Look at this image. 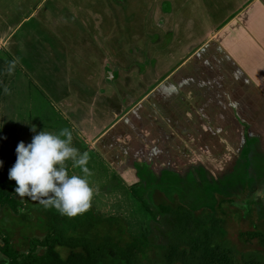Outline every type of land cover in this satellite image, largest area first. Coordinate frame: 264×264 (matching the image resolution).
<instances>
[{
    "label": "crops",
    "instance_id": "1",
    "mask_svg": "<svg viewBox=\"0 0 264 264\" xmlns=\"http://www.w3.org/2000/svg\"><path fill=\"white\" fill-rule=\"evenodd\" d=\"M42 1L32 11L27 10L29 15L21 21L0 23V53L6 61L10 54L12 69L4 76L18 83L22 80L30 94L36 87L50 94L51 104L63 109L64 118L84 138L85 147L100 151L110 162L121 184L130 187L150 180V176L180 177L197 170L212 176L210 160L196 163L193 158L199 151L210 155L209 142H228L236 133L240 146L234 153L233 168L248 142L253 157H264L255 154L264 141V0H221V8L204 0L201 11L205 13L206 32L191 34L175 68L169 65L172 56L168 55L107 57L100 51L98 57L85 55V45L93 49V40L82 33L81 37L65 36V17L59 21L50 18L43 34L20 33L24 20ZM221 11L226 13L224 18L214 25L208 23L207 17L212 19ZM69 12L73 13V8ZM77 23L84 30V25ZM57 27L65 30L55 36ZM112 35L116 37L106 33L102 40L107 43ZM141 50L136 45L133 52ZM26 58L28 63L23 64ZM123 62H138L144 67L138 72L123 70ZM132 72L139 78L136 83L132 82ZM23 89L16 91L23 94ZM30 126L29 136L33 134ZM253 126L257 129L251 133ZM229 127L236 132L229 133ZM228 148L225 143L216 154L226 157ZM131 153V158L123 159ZM140 165L148 167L147 175H139L136 167ZM72 172L77 174L75 169ZM229 173L231 170L224 175Z\"/></svg>",
    "mask_w": 264,
    "mask_h": 264
},
{
    "label": "rangeland",
    "instance_id": "2",
    "mask_svg": "<svg viewBox=\"0 0 264 264\" xmlns=\"http://www.w3.org/2000/svg\"><path fill=\"white\" fill-rule=\"evenodd\" d=\"M41 1L0 0V23L9 21L15 24L21 21L23 17L29 15L25 12L29 9L32 11ZM211 1L212 7L217 4L221 8L219 3L221 0ZM222 1L233 3L234 0ZM203 4L204 0H43L32 16L24 20L20 33L33 32L34 36L40 31L43 34V30L46 31L45 24L50 18L59 21L65 17L68 18L66 30L62 29L63 23L61 29L58 27L47 29L49 31L54 29L55 36L65 30L63 32L65 36L75 37L80 34L81 37L83 34V37L92 39L94 47L90 49L89 45H85V55L97 56L98 51L107 57H125L127 54L129 56L154 54L158 57L168 55L172 56L169 65L175 68L179 59L183 58V51L187 49L189 39L192 38L191 34L199 31L206 32L205 13L201 11ZM72 8L73 13H70ZM225 16L226 13L221 11V14L214 15L212 19L207 17V20H210L208 23L214 25ZM77 22L84 25V30L78 27ZM73 24L79 29L74 28ZM111 25L112 27L115 25L113 28L116 33L110 29ZM172 28L175 29L173 32L170 31ZM106 33H114L116 37L112 35L106 43L102 40ZM136 45L146 53H134ZM111 51L113 52L110 53ZM99 58H102V55L99 54ZM2 59L0 53V160L3 161V167L0 168V224L3 230L14 234L13 239L16 245L24 247L25 234L33 235L36 232L42 235V232L38 231L39 226L43 224L40 204L27 197H18L12 189L16 186L15 181L8 178L9 169L16 161L17 144L20 141L31 142L30 139L35 133L29 136L28 125H31V128L35 125L37 132L42 130L58 132L65 127L72 130L73 146L81 153L87 151L90 156L87 166L91 175L87 179L94 193L90 204L97 213L103 216L121 217L127 227L126 235L130 233L145 236L152 244V250H156L166 242L175 224L173 216L158 213V206L176 207L183 204L190 210L212 211L222 216L225 220V241L237 250L241 252L263 251L258 239L249 240L241 233L257 230L264 234V157L255 158V155L253 157V154H248L245 149L244 155L250 156L248 157L251 159V167L243 166L246 162L244 160V164H237L233 168L231 165L235 159L234 153L240 146L237 133L233 140L229 137L228 142H209L211 154L207 155V152L199 151L197 157L193 158L196 163L206 159L210 160L213 163L212 177H223L231 170L228 174L229 179L223 177L220 183L210 184L206 180L201 183L194 182L188 175H182L184 178L176 174L155 175L150 176L154 178L148 182L145 180V182L140 183L139 181L130 187L124 186L121 184V179L113 172L110 162L101 155V152L85 147L84 138L81 137V139L75 126L64 118L63 109L60 110L58 106L51 104L50 99L53 97L50 94L45 95L38 87L34 93L30 94L26 91L27 87L23 86L22 80L18 83L15 78L7 75L11 65L10 54L5 64L1 62ZM22 62L23 64L28 63V58L22 59ZM121 64L124 67L123 70L131 68L137 69V72L140 71V67H144V64L138 62ZM135 74L136 72L130 73L133 83L139 79L138 76L135 77ZM5 87L8 89L7 92L4 91ZM19 87L24 88V91L20 90V92L25 93L18 94L16 88ZM251 129L253 133L252 131L255 132L257 128L253 126ZM230 132L235 133L236 131L229 127ZM225 143L229 147V155L219 156L216 152ZM255 154L264 156V141L260 143V148ZM132 155V153L124 154L123 159H129ZM66 164L72 174L71 161ZM136 169L141 176L147 175L146 171L149 170L143 165L137 166ZM75 171L78 175L80 173L83 175L79 168ZM5 203H9L16 213L5 208ZM20 211H27L26 217H23ZM102 229L117 233L119 226L103 225ZM2 245L3 242L0 241V257H4L1 250ZM59 250L63 255L68 252L66 247L59 248ZM105 264L123 263L118 257L107 256Z\"/></svg>",
    "mask_w": 264,
    "mask_h": 264
},
{
    "label": "trees",
    "instance_id": "3",
    "mask_svg": "<svg viewBox=\"0 0 264 264\" xmlns=\"http://www.w3.org/2000/svg\"><path fill=\"white\" fill-rule=\"evenodd\" d=\"M5 61L1 62L5 64ZM250 146L246 148L248 154ZM4 207L16 213L9 203ZM39 207L43 224L38 231L42 235L25 234L24 247L16 245L14 234L3 230L0 224L4 254L0 264H105L107 256L118 257L123 264H264L263 232H242L249 240L258 239L263 251L241 252L225 241V220L212 211H194L183 204L159 205L158 213L173 216L175 224L166 242L152 250L145 236L126 235L127 227L121 217L103 216L91 204L75 216ZM19 213L23 217L27 215V211ZM103 225H118L119 231H105ZM63 247L67 248L66 255L59 250Z\"/></svg>",
    "mask_w": 264,
    "mask_h": 264
},
{
    "label": "clouds",
    "instance_id": "4",
    "mask_svg": "<svg viewBox=\"0 0 264 264\" xmlns=\"http://www.w3.org/2000/svg\"><path fill=\"white\" fill-rule=\"evenodd\" d=\"M11 66L9 72H11ZM5 92L8 89L5 87ZM31 142L20 141L15 149L16 161L8 172L9 180L16 182L14 193L38 202L44 208H54L60 214L75 216L90 207L93 189L87 179L90 159L87 151L81 153L73 146V132L65 127L58 132L39 131L35 125ZM6 139V137H3ZM83 175L70 174L66 162ZM3 161L0 160V168Z\"/></svg>",
    "mask_w": 264,
    "mask_h": 264
},
{
    "label": "flooded vegetation",
    "instance_id": "5",
    "mask_svg": "<svg viewBox=\"0 0 264 264\" xmlns=\"http://www.w3.org/2000/svg\"><path fill=\"white\" fill-rule=\"evenodd\" d=\"M249 145H251V143H247V147L249 146ZM252 146V145H251ZM251 146H250V148H251ZM246 147V148H247ZM245 148V149H246ZM249 154H252V153H250V151H249ZM249 156V155H248ZM250 157V156H249ZM249 157H247L246 159L244 158V153H243V157L241 158V159H239V161H238V163H239V165H241V164H244V160L247 162V167H251V164H250V161H251V159L249 158ZM255 157V156H254ZM255 158H257V157H255ZM264 160V159H263ZM244 166V165H243ZM263 166H264V162H263ZM230 174V173H229ZM191 176V178L193 179V181L194 182H198V183H201V181H203V180H206V181H208L210 184H214V183H220L221 182V178H215V177H212V176H210L209 174H207V173H202V172H197V171H195V172H190L189 174H188V177H190ZM224 177H227L228 179H229V176H228V174L227 175H225ZM151 178H154V177H149V179L151 180ZM180 178H184L183 176H180ZM223 178V177H222ZM259 179V178H258ZM147 180V179H146ZM259 180H261V178L259 179ZM149 181V180H148ZM147 181V182H148ZM155 182V181H154Z\"/></svg>",
    "mask_w": 264,
    "mask_h": 264
}]
</instances>
